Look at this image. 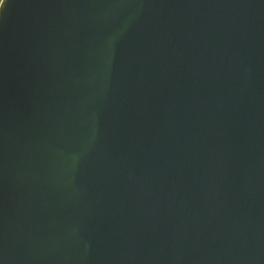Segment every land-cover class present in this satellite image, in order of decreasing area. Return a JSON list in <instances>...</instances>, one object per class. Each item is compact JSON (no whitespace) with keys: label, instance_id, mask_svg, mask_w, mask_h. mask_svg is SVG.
I'll list each match as a JSON object with an SVG mask.
<instances>
[{"label":"water","instance_id":"95a60500","mask_svg":"<svg viewBox=\"0 0 264 264\" xmlns=\"http://www.w3.org/2000/svg\"><path fill=\"white\" fill-rule=\"evenodd\" d=\"M0 264H264V0H3Z\"/></svg>","mask_w":264,"mask_h":264},{"label":"snow or ice","instance_id":"6c2138e0","mask_svg":"<svg viewBox=\"0 0 264 264\" xmlns=\"http://www.w3.org/2000/svg\"><path fill=\"white\" fill-rule=\"evenodd\" d=\"M3 4V0H2V3H0V5H2Z\"/></svg>","mask_w":264,"mask_h":264},{"label":"trees","instance_id":"16d2710c","mask_svg":"<svg viewBox=\"0 0 264 264\" xmlns=\"http://www.w3.org/2000/svg\"><path fill=\"white\" fill-rule=\"evenodd\" d=\"M0 2H1V0H0Z\"/></svg>","mask_w":264,"mask_h":264}]
</instances>
